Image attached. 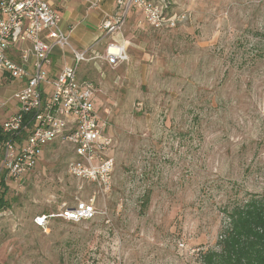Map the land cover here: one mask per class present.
<instances>
[{
  "label": "rangeland",
  "instance_id": "1",
  "mask_svg": "<svg viewBox=\"0 0 264 264\" xmlns=\"http://www.w3.org/2000/svg\"><path fill=\"white\" fill-rule=\"evenodd\" d=\"M157 1L187 20L153 29L132 10L127 59L94 57L78 68L113 138L111 190L68 173L76 156L62 139L22 175L2 170L0 264H204L229 209L264 196V0ZM4 85L2 100L17 89ZM91 201L92 219L34 222Z\"/></svg>",
  "mask_w": 264,
  "mask_h": 264
},
{
  "label": "built area",
  "instance_id": "2",
  "mask_svg": "<svg viewBox=\"0 0 264 264\" xmlns=\"http://www.w3.org/2000/svg\"><path fill=\"white\" fill-rule=\"evenodd\" d=\"M101 1L87 0L88 7L96 8ZM115 4V12L99 25V39L109 36L111 40L104 53L95 54L98 41L82 50L70 45L60 28L61 14L49 0H0V84L25 79L12 96L16 112L0 122V132L5 135L0 138V172L4 170L9 178L22 175L33 166L45 145L62 139L73 146L76 156L68 164V173L94 183L102 192L111 190L114 163L109 150L113 138L95 108L94 88L90 82L80 81L78 68L94 57L109 65L127 59V41L115 36L123 30L134 8L153 29L176 28L188 18L186 13H170L157 0H115ZM20 44L30 46L19 48L16 62L7 51ZM56 47H70L71 62L49 78L46 66ZM6 103L0 98V110ZM95 214L93 201L79 202L74 206L64 204L57 214L38 215L34 222L43 226L51 216L89 220Z\"/></svg>",
  "mask_w": 264,
  "mask_h": 264
},
{
  "label": "trees",
  "instance_id": "3",
  "mask_svg": "<svg viewBox=\"0 0 264 264\" xmlns=\"http://www.w3.org/2000/svg\"><path fill=\"white\" fill-rule=\"evenodd\" d=\"M5 137L0 132V138ZM0 207L5 204L4 176H0ZM219 248L202 255L204 264H264V196L252 195L235 203Z\"/></svg>",
  "mask_w": 264,
  "mask_h": 264
},
{
  "label": "crops",
  "instance_id": "4",
  "mask_svg": "<svg viewBox=\"0 0 264 264\" xmlns=\"http://www.w3.org/2000/svg\"><path fill=\"white\" fill-rule=\"evenodd\" d=\"M50 4L61 14L60 28L70 39L77 40L79 42H84L82 50L86 47H89L96 41L102 42L100 37L99 25L102 19L111 15L116 10L115 0H102L98 7L90 8L88 7L87 0H49ZM138 11L137 9H133ZM139 12V11H138ZM124 30V28H123ZM121 31L118 35L115 36L116 39H122L127 41L124 31ZM104 39V38H103ZM97 42V44H98ZM96 44V45H97ZM24 46H30V44H20L19 46H11L7 51L9 57L18 62L19 61V48ZM33 60V57L30 58V61ZM71 62L70 58H66L64 50L56 47L52 54L50 55V63L46 66L47 75L49 78H54L63 68L64 65ZM31 68V65H28V69ZM25 79L12 81L5 83L4 86L9 84H14L18 89L20 85L24 84ZM48 87L46 90L48 91ZM2 90V89H1ZM3 91V90H2ZM7 90L4 89V96L6 97L4 101H7L6 105L0 110V122L13 114L17 110V104L9 94H6Z\"/></svg>",
  "mask_w": 264,
  "mask_h": 264
}]
</instances>
